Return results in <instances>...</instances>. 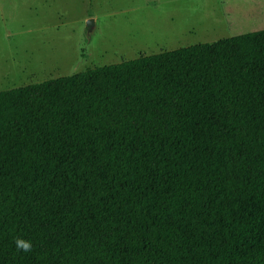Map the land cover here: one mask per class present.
Returning a JSON list of instances; mask_svg holds the SVG:
<instances>
[{
	"label": "trees",
	"instance_id": "16d2710c",
	"mask_svg": "<svg viewBox=\"0 0 264 264\" xmlns=\"http://www.w3.org/2000/svg\"><path fill=\"white\" fill-rule=\"evenodd\" d=\"M0 264H264V29L0 91Z\"/></svg>",
	"mask_w": 264,
	"mask_h": 264
},
{
	"label": "rangeland",
	"instance_id": "374dc122",
	"mask_svg": "<svg viewBox=\"0 0 264 264\" xmlns=\"http://www.w3.org/2000/svg\"><path fill=\"white\" fill-rule=\"evenodd\" d=\"M262 29L264 0H0V91Z\"/></svg>",
	"mask_w": 264,
	"mask_h": 264
},
{
	"label": "clouds",
	"instance_id": "9594fccd",
	"mask_svg": "<svg viewBox=\"0 0 264 264\" xmlns=\"http://www.w3.org/2000/svg\"><path fill=\"white\" fill-rule=\"evenodd\" d=\"M18 246H20V242L18 241ZM22 247H23V249L25 250V251H27L28 249H29V245L27 244V243H24L23 245H22Z\"/></svg>",
	"mask_w": 264,
	"mask_h": 264
},
{
	"label": "water",
	"instance_id": "95a60500",
	"mask_svg": "<svg viewBox=\"0 0 264 264\" xmlns=\"http://www.w3.org/2000/svg\"><path fill=\"white\" fill-rule=\"evenodd\" d=\"M88 26H90V25H92V21L91 20H89V21H87V23H86Z\"/></svg>",
	"mask_w": 264,
	"mask_h": 264
}]
</instances>
